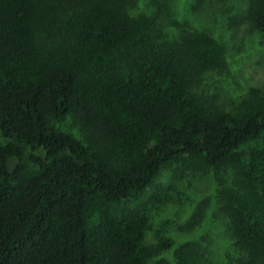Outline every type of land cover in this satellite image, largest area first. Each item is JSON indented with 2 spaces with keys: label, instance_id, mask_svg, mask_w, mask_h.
Instances as JSON below:
<instances>
[{
  "label": "trees",
  "instance_id": "16d2710c",
  "mask_svg": "<svg viewBox=\"0 0 264 264\" xmlns=\"http://www.w3.org/2000/svg\"><path fill=\"white\" fill-rule=\"evenodd\" d=\"M138 3L0 0V264H168L152 257L174 240L147 237L165 168L213 174L237 264H264V86L218 103L204 84L221 42L173 0ZM220 3L264 38V0L187 9ZM189 242L175 264H195Z\"/></svg>",
  "mask_w": 264,
  "mask_h": 264
},
{
  "label": "rangeland",
  "instance_id": "374dc122",
  "mask_svg": "<svg viewBox=\"0 0 264 264\" xmlns=\"http://www.w3.org/2000/svg\"><path fill=\"white\" fill-rule=\"evenodd\" d=\"M190 1L173 0L176 18L192 20L193 26L199 29L204 24L207 31L221 42L226 56L224 68L206 77L205 90L218 103L230 106L250 85L264 86V38L256 31H245L244 27L238 31L231 28L230 13H224L222 3L212 13L213 20L206 16L207 12L206 18H201L204 22L197 20L187 9ZM145 2L139 0L138 4L141 6ZM214 184L211 173H184L175 177L171 169L161 171L153 190L158 187L166 189L168 199L152 216V228L147 237L149 243H154L157 236L171 237L174 242L171 247L158 251L153 260L164 258L168 264H175V250L187 241H194L189 243L195 248V264H237V251L230 239L227 220L213 208ZM201 205L205 208L201 222L190 232L181 229Z\"/></svg>",
  "mask_w": 264,
  "mask_h": 264
}]
</instances>
